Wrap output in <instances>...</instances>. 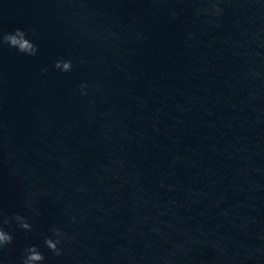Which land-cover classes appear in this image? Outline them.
<instances>
[{
    "label": "water",
    "instance_id": "obj_1",
    "mask_svg": "<svg viewBox=\"0 0 264 264\" xmlns=\"http://www.w3.org/2000/svg\"><path fill=\"white\" fill-rule=\"evenodd\" d=\"M218 7L0 0V264H264V0Z\"/></svg>",
    "mask_w": 264,
    "mask_h": 264
},
{
    "label": "clouds",
    "instance_id": "obj_2",
    "mask_svg": "<svg viewBox=\"0 0 264 264\" xmlns=\"http://www.w3.org/2000/svg\"><path fill=\"white\" fill-rule=\"evenodd\" d=\"M208 4V8L203 11L210 13L213 16H219L222 13V9L218 7L220 0H205ZM34 34V31H33ZM3 45H7L10 48L16 49L19 53L35 56L37 54V47L28 39V34L26 31L22 29H15L11 33H2L0 32V47ZM53 67L56 70L61 72H69L72 69V61L64 60L63 58H58ZM46 71V69H42V72ZM88 85L85 83H81L80 89L81 94H85L83 89L87 88ZM30 207V205H29ZM14 221H16L19 228L25 231H31V224L26 220L25 217L20 215H15L12 217ZM9 220L7 218L0 219V249H2L5 245L11 244L13 237L9 232H6L2 225L8 224ZM52 233L51 236H46L44 238V245L47 249L52 252L56 256H60L61 249L58 247L62 243L64 234L60 229L52 228L50 229ZM45 257L39 251V249L35 246L26 247L23 250L21 264H42Z\"/></svg>",
    "mask_w": 264,
    "mask_h": 264
}]
</instances>
